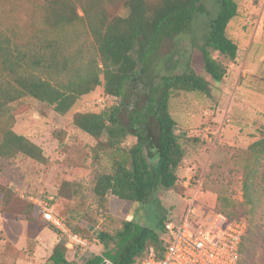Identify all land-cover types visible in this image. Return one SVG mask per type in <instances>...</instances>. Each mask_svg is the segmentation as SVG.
Wrapping results in <instances>:
<instances>
[{
  "label": "trees",
  "instance_id": "obj_1",
  "mask_svg": "<svg viewBox=\"0 0 264 264\" xmlns=\"http://www.w3.org/2000/svg\"><path fill=\"white\" fill-rule=\"evenodd\" d=\"M22 3L29 10L28 14L24 12L30 15L28 29L10 20L0 23V158L23 154L38 162L47 161L39 145L13 130L14 118L9 112L12 102L29 96L56 113L65 114L82 95L102 85L104 94L118 101L100 111L74 112L71 119L77 129L96 139L92 148L100 163L92 185L96 212L108 217L109 195L144 202L158 189L172 190L178 180L176 171L183 149L169 100L177 91L206 93L208 83L191 69L157 76L153 71L154 55L163 40L186 32L198 12L207 13L204 0ZM214 4L217 13L210 18L200 47V65L219 82L226 75L227 66L212 53L231 61L237 56L238 46L226 34L228 22L237 15V2L214 0ZM128 135L136 140L123 149L121 144ZM53 136L62 142L61 134ZM112 151L119 152V157L104 159L103 155ZM245 157L242 200L218 195L215 209L246 223L238 264H264V134L248 144ZM58 194L69 199L75 189L64 180ZM204 194L202 191V199L208 201ZM0 213L25 219L28 247L47 223L36 204L1 182ZM169 216L163 214L159 218L157 229L125 220L113 235L98 231L94 238L104 249L82 264H101L104 259L112 264H131L149 247L162 251L164 222ZM84 217L85 221L97 222L90 215L78 217L82 228L75 232L81 235H86ZM65 252V242L60 240L52 247L49 261L76 264L74 258H66Z\"/></svg>",
  "mask_w": 264,
  "mask_h": 264
},
{
  "label": "rangeland",
  "instance_id": "obj_2",
  "mask_svg": "<svg viewBox=\"0 0 264 264\" xmlns=\"http://www.w3.org/2000/svg\"><path fill=\"white\" fill-rule=\"evenodd\" d=\"M22 1L25 0L16 3L0 0V23L10 20L28 29L30 15L24 12L28 14L29 10ZM236 2L237 15L228 22L226 34L237 44V56L231 61L217 52L212 53L227 66L221 81L215 82L200 65V47L210 18L217 13L214 0H204L207 13L198 12L186 32L163 40L154 55L153 71L157 76L191 69L208 83L206 93L177 91L169 100L183 149L178 180L172 190L158 189L144 202L109 195L108 217L96 212L92 193L94 175L100 168L92 151L96 139L77 129L71 119L74 112L100 111L118 101L104 94L102 85L82 95L65 114H58L49 105L29 96L9 105L14 118L13 130L39 145L47 161L38 162L23 154L0 158V182L23 198L32 196L46 203L74 232L82 228L78 217L90 215L97 219L92 223L84 217L86 235L78 233L93 247L86 248L78 260L66 248L67 259L74 258L76 264H82L86 258L101 254L104 246L94 238L97 232L113 235L125 220L157 229L159 218L163 214L167 217L179 213L185 205L183 199L197 189L210 199L230 195L238 202L242 200L241 170L246 161V148L264 134V0ZM77 12L82 15L80 8ZM53 133L61 134L62 142ZM135 140L133 135H128L121 148L127 149ZM119 155L112 151L103 157ZM64 180L70 181L71 188L75 189L69 199L58 194ZM25 232L23 217L0 213V264H52L49 255L60 240L55 228L45 222L32 245L29 244L32 247L26 246Z\"/></svg>",
  "mask_w": 264,
  "mask_h": 264
},
{
  "label": "built area",
  "instance_id": "obj_3",
  "mask_svg": "<svg viewBox=\"0 0 264 264\" xmlns=\"http://www.w3.org/2000/svg\"><path fill=\"white\" fill-rule=\"evenodd\" d=\"M200 192L197 189L185 199L184 208L179 213H172L165 220L164 249L159 251L149 247L131 264L239 263V247L246 233L245 221L228 218L217 211L213 204L202 199ZM27 199L39 206L43 218L55 228L60 235L59 239L64 240L66 248L76 254L77 260L86 248L93 247L88 245L84 237L72 231L65 220L46 203L32 196ZM101 264L112 263L104 259Z\"/></svg>",
  "mask_w": 264,
  "mask_h": 264
},
{
  "label": "crops",
  "instance_id": "obj_4",
  "mask_svg": "<svg viewBox=\"0 0 264 264\" xmlns=\"http://www.w3.org/2000/svg\"><path fill=\"white\" fill-rule=\"evenodd\" d=\"M180 167V166H179ZM176 173H177V171H176ZM183 185H187V182L186 181H183ZM206 193H207V191H206ZM183 200H185V198L183 199ZM208 201H209V203H211V204H213L214 206H215V203H216V198H211L210 199V197L208 198ZM180 212V211H179Z\"/></svg>",
  "mask_w": 264,
  "mask_h": 264
}]
</instances>
